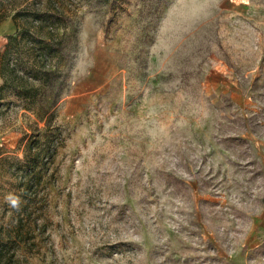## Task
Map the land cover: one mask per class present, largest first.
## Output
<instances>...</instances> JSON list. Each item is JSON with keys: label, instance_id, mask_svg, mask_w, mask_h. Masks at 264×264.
I'll return each mask as SVG.
<instances>
[{"label": "rangeland", "instance_id": "1", "mask_svg": "<svg viewBox=\"0 0 264 264\" xmlns=\"http://www.w3.org/2000/svg\"><path fill=\"white\" fill-rule=\"evenodd\" d=\"M51 1L75 35L60 102L0 88L22 264H264V0ZM48 3L0 0V21ZM37 49L19 36L2 60L24 73ZM51 115L52 158L26 145Z\"/></svg>", "mask_w": 264, "mask_h": 264}, {"label": "trees", "instance_id": "2", "mask_svg": "<svg viewBox=\"0 0 264 264\" xmlns=\"http://www.w3.org/2000/svg\"><path fill=\"white\" fill-rule=\"evenodd\" d=\"M48 2L51 4L47 9L25 7L12 16L17 24L18 31L16 35L10 36L8 46L11 42L18 41L19 36L30 37L38 46L37 50H33L35 57L31 66L26 72L20 73L15 66H9L5 59H1L0 64V75L3 81L1 87H5L17 96L29 101H34L38 97L47 95L50 98V102L46 108L47 114L61 100L60 85L66 78L68 72L67 63L70 59V53L67 49L74 35V32H68L67 30H64L62 35L56 32L57 25L64 22L65 15L51 0H48ZM21 19L24 20L23 23L19 22ZM63 49L64 54H62ZM63 60L64 68L59 66ZM53 61L56 63L55 67L48 66L49 62ZM52 120L53 115L47 119L44 133L38 128L34 130L36 135L30 137L26 144L28 151L32 152L35 146H39L40 136L43 135L46 139L45 144L49 145L47 154L50 158L53 157L54 152L50 144H53L54 141L50 142L48 135L49 132H53L56 136V133L59 134L60 130L59 127H53ZM41 147L40 145V150H37L33 154L32 163L34 162L36 164L40 159L43 151ZM36 166H31L35 169V172L37 171ZM21 245L31 249L34 244L33 242L30 244V239L28 240L27 234L20 228L15 226L1 227L0 264H22V261L17 257V250Z\"/></svg>", "mask_w": 264, "mask_h": 264}, {"label": "crops", "instance_id": "3", "mask_svg": "<svg viewBox=\"0 0 264 264\" xmlns=\"http://www.w3.org/2000/svg\"><path fill=\"white\" fill-rule=\"evenodd\" d=\"M18 27L12 17L4 18L0 21V64L2 56L8 46L10 36L16 35ZM3 81L0 75V87Z\"/></svg>", "mask_w": 264, "mask_h": 264}, {"label": "clouds", "instance_id": "4", "mask_svg": "<svg viewBox=\"0 0 264 264\" xmlns=\"http://www.w3.org/2000/svg\"><path fill=\"white\" fill-rule=\"evenodd\" d=\"M13 207H18V200L17 199H12L11 201Z\"/></svg>", "mask_w": 264, "mask_h": 264}]
</instances>
